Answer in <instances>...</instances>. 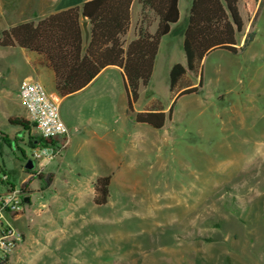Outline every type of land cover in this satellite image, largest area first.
Returning a JSON list of instances; mask_svg holds the SVG:
<instances>
[{"label":"rangeland","instance_id":"1","mask_svg":"<svg viewBox=\"0 0 264 264\" xmlns=\"http://www.w3.org/2000/svg\"><path fill=\"white\" fill-rule=\"evenodd\" d=\"M239 11L237 45L255 34L245 49L209 53L174 92L169 60L140 87L133 111L118 70L62 99L42 73L72 139L38 165L53 175L43 191L36 171L25 172L27 135L9 122L24 110L28 65L18 49H0V179L26 185L29 197L10 264H264V0L251 21ZM170 55L185 60L182 46ZM200 76L198 93L177 97ZM174 102L161 129L135 120L156 107L168 115ZM108 175V202L96 205L93 183Z\"/></svg>","mask_w":264,"mask_h":264},{"label":"trees","instance_id":"2","mask_svg":"<svg viewBox=\"0 0 264 264\" xmlns=\"http://www.w3.org/2000/svg\"><path fill=\"white\" fill-rule=\"evenodd\" d=\"M132 1L95 0L81 7L50 15L37 23L27 22L11 27L2 31L0 47H19L39 55L54 72L55 91L60 98L82 91L105 68L117 67L121 70L128 108L133 111V106L139 99L140 87H148L151 83L160 41L169 34L171 26L178 22L179 10L178 0H138L143 10L149 9L155 14L158 26L155 33L151 34L141 25L138 39L125 49L122 38L129 28ZM260 2L261 0H192L183 39L186 66L175 64L172 67L170 91L177 89L187 72L198 73L201 62L209 53L223 50L237 54L245 49L255 34L248 33L243 45H237L236 36L244 29L239 4L243 5L250 21L256 16ZM84 20L90 25L87 45L84 43L82 28ZM202 86L200 76L197 87H185L177 97L198 93ZM174 105L175 102L168 110V115L156 107L138 113L135 120L161 129L167 116L171 119ZM11 123L28 132L27 121L17 118ZM47 144L40 135L33 137L27 134L29 148ZM27 161L29 159L24 155V163ZM38 179L40 190L43 191L51 186L53 175L41 172ZM110 185L109 175L99 177L93 183V202L96 205L107 204ZM23 188L25 190L26 185Z\"/></svg>","mask_w":264,"mask_h":264},{"label":"crops","instance_id":"3","mask_svg":"<svg viewBox=\"0 0 264 264\" xmlns=\"http://www.w3.org/2000/svg\"><path fill=\"white\" fill-rule=\"evenodd\" d=\"M92 1L95 0H0V36L2 31L11 27L27 22L37 23L38 21L50 15L66 11L71 8L81 7L82 5ZM262 2L263 0H261L259 7L261 6ZM191 3L192 0H178L179 20L176 24L171 26L169 34L162 38L160 41L152 76L155 74V72L165 68L166 63L169 60H172L173 62L168 67H166L169 72V78L171 69L175 64H181L182 66H186V56L184 62H174L173 60L175 59H172L170 52L173 48V45L182 46L183 49L184 33L188 24ZM84 22H87V38L85 37L84 33V43L85 45H87L89 42L90 25L87 20H84ZM141 25L144 29H148L149 33L154 34L158 26V18L149 9L143 10V7L138 0H133L130 6L129 28L127 33L122 38L125 49L131 42L138 39V31ZM0 49H7L10 51H15L18 49L21 55L26 59V63L28 65V73L26 75L25 85L30 82L40 83L42 73H46L47 75H49L55 91L54 72L46 65V62H44V60L39 55H37L36 53L29 52L25 49H21L19 47H0ZM111 69L118 70L121 74V70L119 68L107 67L103 71H101L98 76ZM93 82L86 89H88L93 84ZM56 95L58 96L57 93ZM16 118H24L27 121L25 109L22 110L21 117ZM25 133L26 135L28 134V132ZM68 136L69 145L67 148H69L72 142L69 129Z\"/></svg>","mask_w":264,"mask_h":264},{"label":"built area","instance_id":"4","mask_svg":"<svg viewBox=\"0 0 264 264\" xmlns=\"http://www.w3.org/2000/svg\"><path fill=\"white\" fill-rule=\"evenodd\" d=\"M19 99L27 120L48 142L45 146L30 148L28 159L36 165L30 172L36 171L39 175L43 169L38 167L40 163L49 164L68 147V129L61 119L59 103L48 97L41 83L24 85L19 92ZM0 183L4 186V191L0 192V264H10L23 241V234L16 230L14 223L22 217L29 197L23 188L24 184L20 187L11 185L5 174Z\"/></svg>","mask_w":264,"mask_h":264},{"label":"water","instance_id":"5","mask_svg":"<svg viewBox=\"0 0 264 264\" xmlns=\"http://www.w3.org/2000/svg\"><path fill=\"white\" fill-rule=\"evenodd\" d=\"M82 28H83V31H84V33H85V37L87 38V22H84L83 24H82ZM33 167H34V164L32 163V161H27V164H26V166H25V169H27L28 171H30V170H32L33 169Z\"/></svg>","mask_w":264,"mask_h":264},{"label":"flooded vegetation","instance_id":"6","mask_svg":"<svg viewBox=\"0 0 264 264\" xmlns=\"http://www.w3.org/2000/svg\"><path fill=\"white\" fill-rule=\"evenodd\" d=\"M11 119H9V122L11 123ZM1 139H6V137L2 134V132L0 131V140ZM25 170H27V169H25Z\"/></svg>","mask_w":264,"mask_h":264}]
</instances>
